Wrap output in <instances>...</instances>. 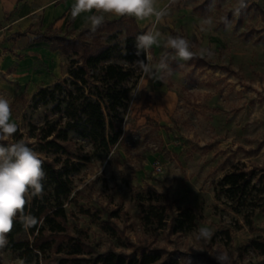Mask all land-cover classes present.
Wrapping results in <instances>:
<instances>
[{
  "label": "rangeland",
  "instance_id": "1",
  "mask_svg": "<svg viewBox=\"0 0 264 264\" xmlns=\"http://www.w3.org/2000/svg\"><path fill=\"white\" fill-rule=\"evenodd\" d=\"M204 1L170 0L171 10L156 28L162 37L187 39L209 66L172 59L174 51L161 40L151 50L153 63L168 53L171 72L156 78L138 71L127 83L132 90L123 136L111 152L96 156L89 142L72 135L73 159L82 166L72 175L73 193L64 203L66 233L31 264L60 263L78 241L85 246L82 257L92 261L109 251L159 250L180 264H218L209 254L214 251L226 252L231 264H264V254L251 246L253 240L264 244V185L249 199L260 207L239 213L217 195L218 182L235 168L255 170L257 187L264 176V0H244L238 14L239 0ZM208 18L211 24L204 23ZM153 23L150 18L147 27ZM47 50L40 49V80H29L39 89L68 76V58ZM19 67L0 70V96L10 101L11 122L27 135L29 124L42 125L51 107L31 108L35 94L13 75ZM141 204L164 206L170 218L192 207L197 226L178 234L169 227L154 232L141 220ZM200 227L213 231L211 239L196 238ZM0 264L25 263L4 246Z\"/></svg>",
  "mask_w": 264,
  "mask_h": 264
},
{
  "label": "trees",
  "instance_id": "2",
  "mask_svg": "<svg viewBox=\"0 0 264 264\" xmlns=\"http://www.w3.org/2000/svg\"><path fill=\"white\" fill-rule=\"evenodd\" d=\"M210 1L205 0L204 5ZM261 8L264 16V7ZM90 28L69 37L68 32L63 34L50 27L40 36V41L68 58V76L53 86L41 87L32 97V109L51 107L43 124L30 123L27 135L18 127L10 140L22 139L32 149L36 146L46 173L43 197L32 198L25 209L39 218L40 223L26 231L17 222L6 236V249L17 253L25 264L33 263L39 252L51 246L52 239L66 233L64 203L73 193L72 175L82 166V162L73 159L72 135L89 142L96 156L111 152L123 136L124 114L129 109L132 90L127 83L138 77L140 71L133 62L145 58L143 54L136 55L135 37L146 30L134 17L104 20L94 33ZM188 63L196 68L209 66L196 53ZM255 175V170L235 168L218 182L217 195H224L237 213L248 206L260 207L249 200L254 192L263 191L264 176L259 177L257 187ZM140 207L143 224L154 232L169 227L173 234H178L197 226L198 216L192 207L180 209L171 218L164 206L141 204ZM84 214L91 215L88 211ZM116 216V212L111 214ZM251 246L264 254V244L253 240ZM84 248L83 242H75L69 257L57 264H180L173 254L164 256L159 250L140 254L109 251L92 261L82 257Z\"/></svg>",
  "mask_w": 264,
  "mask_h": 264
},
{
  "label": "clouds",
  "instance_id": "3",
  "mask_svg": "<svg viewBox=\"0 0 264 264\" xmlns=\"http://www.w3.org/2000/svg\"><path fill=\"white\" fill-rule=\"evenodd\" d=\"M174 2V0H172ZM215 3V0H213ZM245 7L244 0H239L235 13ZM95 10L100 15L88 17L90 30L94 33L104 22V14H111L118 17H134L143 20L155 17V23L147 31L135 37L137 57L144 55V59H138L134 63L138 69L148 77L162 78L169 74L168 53H165L158 63H153L154 57L151 54L153 46H162L171 49L175 55L172 59L179 58L183 61L191 60L195 53L190 50V43L187 39L176 35L162 37L157 30L156 23H159L168 15L167 9L157 10L155 0H75L71 9V16L75 19L81 13ZM211 24V18L204 21ZM227 26L229 21L224 18ZM201 52L211 51L201 49ZM10 101L0 96V248L7 244L6 236L10 233L15 223L27 231L36 227L40 220L31 212H26V207L32 198H42L44 193L43 181L46 173L43 169V160L24 140L9 142L17 133L18 126L11 122ZM213 231L209 227H200L197 230V239L209 240ZM218 264H231L230 257L226 252H209Z\"/></svg>",
  "mask_w": 264,
  "mask_h": 264
},
{
  "label": "crops",
  "instance_id": "4",
  "mask_svg": "<svg viewBox=\"0 0 264 264\" xmlns=\"http://www.w3.org/2000/svg\"><path fill=\"white\" fill-rule=\"evenodd\" d=\"M74 3L75 0H0V70L6 73L18 64L20 67L13 75L22 81V85L25 83L33 95L39 88L34 82L29 84V80H40V49H51L58 53L55 55L63 56L48 43L40 41V36L53 27L63 34L68 32V36L72 37L91 27L88 17L100 15L92 10L73 19L71 9ZM170 4V0H155L157 10L170 11ZM194 8L196 7L191 8L192 11H196ZM175 11L178 12V9ZM118 18L104 14V20ZM150 18L135 19L147 31ZM70 22L72 23L68 27ZM33 65H36V69H33Z\"/></svg>",
  "mask_w": 264,
  "mask_h": 264
}]
</instances>
